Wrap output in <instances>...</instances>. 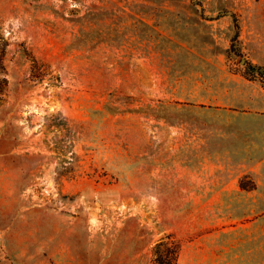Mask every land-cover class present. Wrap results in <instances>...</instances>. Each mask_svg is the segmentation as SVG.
<instances>
[{"label":"rangeland","instance_id":"obj_1","mask_svg":"<svg viewBox=\"0 0 264 264\" xmlns=\"http://www.w3.org/2000/svg\"><path fill=\"white\" fill-rule=\"evenodd\" d=\"M250 66L264 0H0V264H264Z\"/></svg>","mask_w":264,"mask_h":264},{"label":"trees","instance_id":"obj_2","mask_svg":"<svg viewBox=\"0 0 264 264\" xmlns=\"http://www.w3.org/2000/svg\"><path fill=\"white\" fill-rule=\"evenodd\" d=\"M238 29V28H237ZM238 35V32L236 33V36ZM249 75L248 77H251V78H256V76L254 75V72L260 76V79L261 80H264V68H261V67H257V66H250L249 68Z\"/></svg>","mask_w":264,"mask_h":264}]
</instances>
